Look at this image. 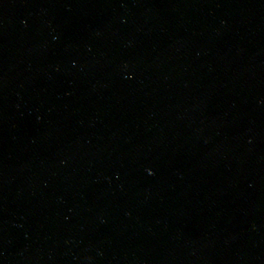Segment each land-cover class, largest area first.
<instances>
[{"label":"water","instance_id":"obj_1","mask_svg":"<svg viewBox=\"0 0 264 264\" xmlns=\"http://www.w3.org/2000/svg\"><path fill=\"white\" fill-rule=\"evenodd\" d=\"M0 264H264V0H0Z\"/></svg>","mask_w":264,"mask_h":264}]
</instances>
